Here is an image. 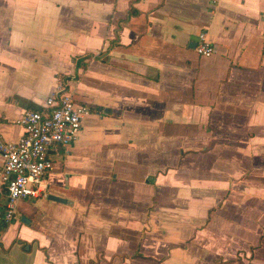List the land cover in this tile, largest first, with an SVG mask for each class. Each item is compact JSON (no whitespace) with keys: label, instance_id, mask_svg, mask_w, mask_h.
<instances>
[{"label":"crops","instance_id":"0c3cea01","mask_svg":"<svg viewBox=\"0 0 264 264\" xmlns=\"http://www.w3.org/2000/svg\"><path fill=\"white\" fill-rule=\"evenodd\" d=\"M62 80L69 203L20 200L0 264H264V0H0L1 138Z\"/></svg>","mask_w":264,"mask_h":264},{"label":"built area","instance_id":"2783aa9c","mask_svg":"<svg viewBox=\"0 0 264 264\" xmlns=\"http://www.w3.org/2000/svg\"><path fill=\"white\" fill-rule=\"evenodd\" d=\"M194 51L203 58L213 55L204 32ZM89 113V107L75 102L66 81H58L41 110L26 111L17 119L23 131L18 140L7 142L0 136V227L15 220L20 200L47 198L51 153L71 147Z\"/></svg>","mask_w":264,"mask_h":264},{"label":"water","instance_id":"95a60500","mask_svg":"<svg viewBox=\"0 0 264 264\" xmlns=\"http://www.w3.org/2000/svg\"><path fill=\"white\" fill-rule=\"evenodd\" d=\"M195 47V45H194ZM47 200L53 201V202H57V203H62V204H68L69 202L66 201L65 199L61 198V197H57L55 195H47Z\"/></svg>","mask_w":264,"mask_h":264},{"label":"trees","instance_id":"16d2710c","mask_svg":"<svg viewBox=\"0 0 264 264\" xmlns=\"http://www.w3.org/2000/svg\"><path fill=\"white\" fill-rule=\"evenodd\" d=\"M90 109V108H89ZM90 111H91V109H90Z\"/></svg>","mask_w":264,"mask_h":264}]
</instances>
